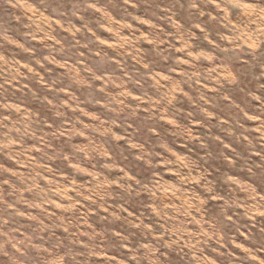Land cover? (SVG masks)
<instances>
[{
  "label": "rangeland",
  "instance_id": "obj_1",
  "mask_svg": "<svg viewBox=\"0 0 264 264\" xmlns=\"http://www.w3.org/2000/svg\"><path fill=\"white\" fill-rule=\"evenodd\" d=\"M0 0V264H264V0Z\"/></svg>",
  "mask_w": 264,
  "mask_h": 264
},
{
  "label": "clouds",
  "instance_id": "obj_2",
  "mask_svg": "<svg viewBox=\"0 0 264 264\" xmlns=\"http://www.w3.org/2000/svg\"><path fill=\"white\" fill-rule=\"evenodd\" d=\"M225 7H228V2H227V0H225ZM262 13H264V8H261V10H260ZM24 257H22V256H20L19 257V264H23V261H24Z\"/></svg>",
  "mask_w": 264,
  "mask_h": 264
}]
</instances>
